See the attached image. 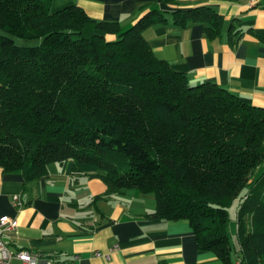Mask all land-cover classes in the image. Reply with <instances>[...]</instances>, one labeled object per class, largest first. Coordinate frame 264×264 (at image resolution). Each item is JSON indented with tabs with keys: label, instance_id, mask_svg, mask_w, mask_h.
I'll use <instances>...</instances> for the list:
<instances>
[{
	"label": "trees",
	"instance_id": "16d2710c",
	"mask_svg": "<svg viewBox=\"0 0 264 264\" xmlns=\"http://www.w3.org/2000/svg\"><path fill=\"white\" fill-rule=\"evenodd\" d=\"M166 14L147 5L125 28L51 0H0V168L29 182L53 163L96 166L107 195L154 196L147 219L188 222L200 250L264 264V108L157 59L145 32ZM172 16L223 31L208 7Z\"/></svg>",
	"mask_w": 264,
	"mask_h": 264
},
{
	"label": "crops",
	"instance_id": "0c3cea01",
	"mask_svg": "<svg viewBox=\"0 0 264 264\" xmlns=\"http://www.w3.org/2000/svg\"><path fill=\"white\" fill-rule=\"evenodd\" d=\"M54 12L75 6L96 21L128 28L147 5L167 13V24L145 32L155 57L189 76L194 84L215 83L253 106L264 108V0H51ZM208 7L224 18L221 36H207L200 23L181 28L173 12ZM48 176L25 182L0 168V219L19 223L3 233L11 251L23 249L76 264H224L200 250L188 222L149 220L157 202L128 190L107 195L96 166L68 160L50 164ZM20 198L22 207L15 204ZM237 225L231 226L237 238ZM101 254L98 257L96 254Z\"/></svg>",
	"mask_w": 264,
	"mask_h": 264
},
{
	"label": "built area",
	"instance_id": "2783aa9c",
	"mask_svg": "<svg viewBox=\"0 0 264 264\" xmlns=\"http://www.w3.org/2000/svg\"><path fill=\"white\" fill-rule=\"evenodd\" d=\"M261 0H249L250 7L258 6ZM18 207L23 206L20 198H15ZM18 221L8 217L0 219V264H76L74 261H59L51 255H44L39 252L23 249L11 251L6 242L2 239L3 233L13 234L18 228ZM98 257L101 254H96Z\"/></svg>",
	"mask_w": 264,
	"mask_h": 264
},
{
	"label": "rangeland",
	"instance_id": "374dc122",
	"mask_svg": "<svg viewBox=\"0 0 264 264\" xmlns=\"http://www.w3.org/2000/svg\"><path fill=\"white\" fill-rule=\"evenodd\" d=\"M17 42L19 44H21V45H29V46L38 45L40 43L39 41H23V40H20V39H18ZM230 213H231L232 217L234 218V220L232 221L231 226L237 225V222H236V220H237V218H236L237 217V212H236L235 207L230 209ZM233 240L235 241V243H237L236 242L237 241L236 237H233Z\"/></svg>",
	"mask_w": 264,
	"mask_h": 264
}]
</instances>
